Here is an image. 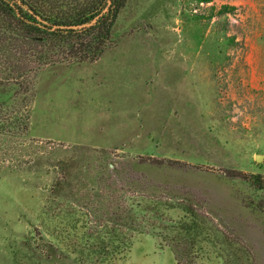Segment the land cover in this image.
<instances>
[{
	"label": "rangeland",
	"instance_id": "374dc122",
	"mask_svg": "<svg viewBox=\"0 0 264 264\" xmlns=\"http://www.w3.org/2000/svg\"><path fill=\"white\" fill-rule=\"evenodd\" d=\"M110 38L43 67L29 129H0V264H88L48 216L133 196L193 206L182 264H264V0H127ZM115 264L177 261L141 234Z\"/></svg>",
	"mask_w": 264,
	"mask_h": 264
},
{
	"label": "trees",
	"instance_id": "16d2710c",
	"mask_svg": "<svg viewBox=\"0 0 264 264\" xmlns=\"http://www.w3.org/2000/svg\"><path fill=\"white\" fill-rule=\"evenodd\" d=\"M126 1L0 0V129H29L36 78L43 67L92 62L102 55ZM232 9L225 5L218 13L226 14ZM231 40L233 43L235 37ZM130 200L122 197L117 203L113 199V205H105L104 209L98 202L86 201L48 218L60 220L57 226L65 235L63 241L81 262L88 264H115L131 251L134 239L141 234L162 239L172 248L177 264L191 254L196 258L195 246L203 231L198 216L190 210L193 206L185 209L192 220L174 221L164 211L159 213L161 208L174 207L169 200L136 196ZM44 212H49L48 208ZM81 216L93 217L96 225L81 232Z\"/></svg>",
	"mask_w": 264,
	"mask_h": 264
},
{
	"label": "water",
	"instance_id": "95a60500",
	"mask_svg": "<svg viewBox=\"0 0 264 264\" xmlns=\"http://www.w3.org/2000/svg\"><path fill=\"white\" fill-rule=\"evenodd\" d=\"M261 157H262V155H257L256 160H260Z\"/></svg>",
	"mask_w": 264,
	"mask_h": 264
}]
</instances>
